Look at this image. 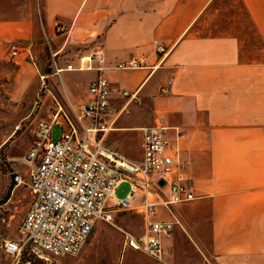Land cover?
<instances>
[{
	"label": "crops",
	"instance_id": "obj_1",
	"mask_svg": "<svg viewBox=\"0 0 264 264\" xmlns=\"http://www.w3.org/2000/svg\"><path fill=\"white\" fill-rule=\"evenodd\" d=\"M243 1L264 41V0ZM212 2L43 0L40 16L33 8L0 15V58L8 54L28 62L22 48L40 56L50 43L60 62L72 60L71 67L57 70L62 81L68 89L79 85L88 96L99 65L107 66L109 144L141 159L142 126L156 121L177 144L185 181L199 196L159 206L158 217L176 221L162 238L164 260L140 251L147 261L139 264H264V56L244 58L238 35L207 31L203 19ZM56 19L67 24L66 32L55 30ZM155 39L167 52L157 51ZM13 40L21 46L14 56ZM127 57L145 58L147 66L114 67ZM28 68L30 91L37 87V72L31 62ZM123 89L137 96H124ZM56 112L69 116L62 107ZM58 123L68 126L66 120ZM131 137L136 141L129 147Z\"/></svg>",
	"mask_w": 264,
	"mask_h": 264
},
{
	"label": "built area",
	"instance_id": "obj_2",
	"mask_svg": "<svg viewBox=\"0 0 264 264\" xmlns=\"http://www.w3.org/2000/svg\"><path fill=\"white\" fill-rule=\"evenodd\" d=\"M54 27L58 32L68 30L58 19ZM154 43L158 52H167L164 42L155 39ZM20 51L18 44L9 45L11 55ZM96 56L103 61L101 52ZM144 66L146 59L141 57L122 58L114 64L119 69ZM106 67L99 65V73L90 81L88 98L77 107L75 120L56 112L51 119L35 122L34 139L22 158L28 169L25 175L15 173L17 182L28 183L32 199L19 225L20 237L5 239L8 254L18 256L25 244L32 242L56 255H76L99 221L112 222L117 209L136 208L144 216V229L140 234L124 230L125 246L164 260L162 238L172 233L176 221L158 217L159 206L169 207L199 196L194 185L185 181V162L163 122L142 126L141 159L131 158L107 142L112 128L106 118L112 85L104 73ZM162 90H167L166 86ZM121 93L137 96V91L127 89ZM63 120L68 126L54 138L53 125ZM123 181H129L131 188L126 196L119 197L116 189Z\"/></svg>",
	"mask_w": 264,
	"mask_h": 264
},
{
	"label": "rangeland",
	"instance_id": "obj_3",
	"mask_svg": "<svg viewBox=\"0 0 264 264\" xmlns=\"http://www.w3.org/2000/svg\"><path fill=\"white\" fill-rule=\"evenodd\" d=\"M42 6L43 0H0V15L17 16L23 9L30 11L33 8L40 16ZM206 13L203 21L208 22L207 31L230 32L240 37L242 57L254 59L264 56L263 40L250 36V22L240 0H213ZM11 43L20 46L16 40ZM22 50L20 56L28 62L8 54L0 58V264H139L147 261L140 250L124 244V230L139 234L143 229V216L136 208L117 209L112 222L99 221L76 255H56L32 242H27L18 256L6 252L5 239L20 237L19 225L32 199L28 183L17 182L15 173L25 175L28 169L22 158L34 139L35 122L42 117L51 118L59 107L74 119L78 105L88 96L79 85L68 89L60 72H57L61 66L72 63L70 56L65 58L66 64L64 60L60 62L53 55L50 43H46L40 56L33 49ZM42 57L43 63L39 60ZM29 62L37 72V87L27 91L25 76L30 72L27 69ZM83 65L86 66V61ZM62 130V125L55 123L53 137L58 138ZM135 141L136 137H131L129 147ZM130 188V182L123 181L116 194L124 197Z\"/></svg>",
	"mask_w": 264,
	"mask_h": 264
},
{
	"label": "trees",
	"instance_id": "obj_4",
	"mask_svg": "<svg viewBox=\"0 0 264 264\" xmlns=\"http://www.w3.org/2000/svg\"><path fill=\"white\" fill-rule=\"evenodd\" d=\"M241 1V5H242V7H243V9L245 10V12L247 13V16H248V19H249V22H250V27H251V31H250V36H257L258 38H260L261 40H263V38L261 37V35L259 34V32H258V29H257V27H256V25H255V23H254V21L250 18V16H249V12H248V10H247V8H246V5H245V3H244V1L243 0H240ZM211 5V4H210ZM209 7V6H208ZM208 7H207V9H208ZM207 9H206V11L205 12H207ZM263 44H264V41H263ZM263 47H264V45H263Z\"/></svg>",
	"mask_w": 264,
	"mask_h": 264
},
{
	"label": "water",
	"instance_id": "obj_5",
	"mask_svg": "<svg viewBox=\"0 0 264 264\" xmlns=\"http://www.w3.org/2000/svg\"><path fill=\"white\" fill-rule=\"evenodd\" d=\"M161 182H163V180Z\"/></svg>",
	"mask_w": 264,
	"mask_h": 264
}]
</instances>
